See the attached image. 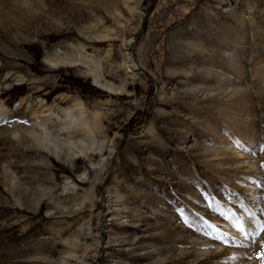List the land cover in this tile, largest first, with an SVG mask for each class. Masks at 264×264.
<instances>
[{
	"label": "rangeland",
	"instance_id": "obj_1",
	"mask_svg": "<svg viewBox=\"0 0 264 264\" xmlns=\"http://www.w3.org/2000/svg\"><path fill=\"white\" fill-rule=\"evenodd\" d=\"M261 145L264 0H0V264H261Z\"/></svg>",
	"mask_w": 264,
	"mask_h": 264
},
{
	"label": "snow or ice",
	"instance_id": "obj_2",
	"mask_svg": "<svg viewBox=\"0 0 264 264\" xmlns=\"http://www.w3.org/2000/svg\"><path fill=\"white\" fill-rule=\"evenodd\" d=\"M239 146H240L241 148L244 147L242 144L239 145ZM247 150H248V149H245V151H247ZM260 151H264V145H261V146H260ZM262 167H264V165H262ZM203 195H205L206 198H210V199H212L213 203H215V198H212L210 194H206V193H205V194H203ZM177 212L180 214V216H181V218L184 220V222H185V223H188V219H189V218H188V215H187L185 209H184V208H179V209H177ZM250 215H252V214H250ZM224 218L227 219V216H225ZM235 227H236V231H237V232H244V231H245L244 226H243L242 224H240V223H237ZM262 231H264V228H262ZM206 234H207V233H206ZM259 234H260V233H256L257 236H259ZM218 238H219V237H218ZM245 239H247V234H245ZM254 242H255V241H253V243H254ZM260 247H261L262 251H260V252L257 254L256 259L260 260V261H261V264H264V242L261 243Z\"/></svg>",
	"mask_w": 264,
	"mask_h": 264
},
{
	"label": "bare ground",
	"instance_id": "obj_3",
	"mask_svg": "<svg viewBox=\"0 0 264 264\" xmlns=\"http://www.w3.org/2000/svg\"><path fill=\"white\" fill-rule=\"evenodd\" d=\"M136 68H137V69H140V67H138V66H137ZM128 71H130V70H128ZM93 83H94L95 85L99 86V87H105V88H108L106 85L101 84V83L98 81V79H97L96 77L94 78ZM232 235H234V233H233V232H230L229 236H232Z\"/></svg>",
	"mask_w": 264,
	"mask_h": 264
}]
</instances>
